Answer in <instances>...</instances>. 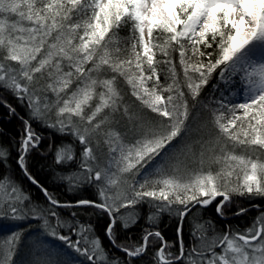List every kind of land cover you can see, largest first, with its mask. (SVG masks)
<instances>
[{"label": "snow or ice", "instance_id": "snow-or-ice-1", "mask_svg": "<svg viewBox=\"0 0 264 264\" xmlns=\"http://www.w3.org/2000/svg\"><path fill=\"white\" fill-rule=\"evenodd\" d=\"M158 65L166 66L165 84ZM213 73L229 93L210 99L201 93ZM0 90L25 109L17 117L23 129L16 164L47 201V207L34 201L14 175H0V220L39 219L44 230L18 261L21 232L2 239L0 264H132L150 236L162 241L157 264H264V212L243 233L210 238L197 236L206 229L190 219L196 243L187 255L183 241L184 218L197 205L215 201L223 216L233 197L264 198V0H0ZM0 105L17 115L3 96ZM34 123L79 142V157L70 144L53 154V163L75 161L78 171L55 175L70 192L95 188V199L62 203L31 174V152L44 139ZM239 146L251 151L238 153ZM10 156L0 144V166ZM207 161L219 167L206 168ZM126 174L140 179L129 183ZM138 204L155 209L148 216L154 224L163 213L178 218L179 255L166 256L172 245L160 231L145 230L139 245L116 244L117 222L126 229L137 219L120 210ZM58 208L106 214L104 234L127 259L110 257L91 223L76 212L62 218Z\"/></svg>", "mask_w": 264, "mask_h": 264}, {"label": "trees", "instance_id": "trees-1", "mask_svg": "<svg viewBox=\"0 0 264 264\" xmlns=\"http://www.w3.org/2000/svg\"><path fill=\"white\" fill-rule=\"evenodd\" d=\"M15 18V17H14ZM128 35L127 30L121 32V36ZM156 59L159 61L163 59L162 55L157 51ZM172 61L173 64L176 66V73L177 78L182 80L183 79V69L182 66L179 64V53L173 52L172 53ZM15 63V62H14ZM146 67V65H145ZM157 70L160 74V82L161 84H165V75H166V66L165 65H158ZM219 69H217V73ZM217 73H213L212 79L209 80V84L204 88L201 93V96L204 93L209 94V98L218 97L220 91L215 89L213 90V85L216 84L219 86V83L222 81L219 80ZM170 82V81H168ZM41 83H43L41 81ZM151 81H149V85H151ZM127 87V86H125ZM51 96V93H49ZM0 96H3L7 99L8 103L11 104L14 108H16L17 115L10 116L8 114L7 109L0 105V144L6 145L11 149V156L7 161L6 165L0 166V175H3L7 172L9 175H14L15 178L21 182L24 188L28 190L31 195V198L36 201L37 203L44 205L47 207V201L43 195V193L39 190L38 187L32 185L24 176L19 167L16 164V159L18 157V153L16 151L17 147H19L18 141L20 139V132L23 129V124L18 116H25V109L24 107L20 106L14 97L7 91L0 90ZM131 100H135L134 97L130 98ZM148 112L147 109L144 110ZM149 115H155L152 113H148ZM33 127L36 129L37 132L42 134L44 139H42L39 149H33L31 152V158L29 160V170L31 174L36 177L40 183L48 189L50 193L54 195V197L59 200L60 202L66 201H75L80 197H86L89 199L96 198V190L93 188L87 187L80 191V194L70 192L67 188V185L63 182H60L55 175L56 171H63L59 167L53 163V154L57 149V146L70 144L73 145L74 140L70 135H61L51 128L42 127L38 123H34ZM216 130L212 129V133L215 134ZM196 136V133H193V137ZM51 145V147H49ZM243 148V146H239ZM249 151L248 149H246ZM77 153L79 151H76ZM211 166L213 169H217L219 166L211 163V161H207L205 167ZM69 167V170H71ZM68 170V169H67ZM72 171V170H71ZM242 182V178L240 179ZM236 203L227 206L224 211L228 215H232L236 213L238 208H251L250 211L241 214L238 218L235 219V223L232 222H225L218 219V216L215 211V207H209L203 209L199 206H196L192 209V212L184 218L183 224V241L185 246V255H187V250L189 247L196 243L193 240L192 235H190L191 225L189 224V220L192 219L196 224H203L206 225L210 229V233L212 231L216 232L217 234L223 235L224 232L231 233V230H238L239 232L243 233L246 229L252 227L251 223L254 221L255 223V214L257 213L255 207L264 204V198H252L248 199L247 197H233ZM255 206V207H254ZM180 207V206H177ZM133 209V208H132ZM139 208H134L133 210L129 211H121V213H125V219L128 218L129 215L136 216L137 210ZM142 218L138 222H136L133 226L128 228L121 227V222H117V227L115 229V238L116 244H125L128 246L139 245L142 243V238L145 235V230L147 231H160L163 237V241L167 242V244H171L172 247L169 249L165 247V254L171 251L175 255H179L180 245L177 240V222L178 218L176 216H169L167 213L164 215H160L158 223H152L149 221L148 216L150 211H155V209H149L147 204H143L140 207ZM56 211L60 214L62 218H70L71 212H76L77 216L81 223L88 224L91 223L94 226V231L97 236L101 238L102 246L105 247V250L108 252L110 257H115L118 260H125L127 259L123 252L120 251L118 247H114L111 242L105 236V228L109 223V218L106 214L94 211L92 209H85V208H58ZM224 213V212H223ZM225 214V213H224ZM218 220L219 222H216ZM53 224L55 223V218H52ZM211 222L213 227H209L208 223ZM245 225L242 227V225ZM230 226V227H229ZM61 234L64 231L59 229ZM203 233V234H202ZM205 235L206 233L201 232L200 235ZM162 241L155 237L150 236L148 240V246L146 249L145 254H143L140 258H134L132 264H157V258L155 253L161 247Z\"/></svg>", "mask_w": 264, "mask_h": 264}, {"label": "rangeland", "instance_id": "rangeland-1", "mask_svg": "<svg viewBox=\"0 0 264 264\" xmlns=\"http://www.w3.org/2000/svg\"><path fill=\"white\" fill-rule=\"evenodd\" d=\"M146 39H147V36H146ZM12 63L14 64V62H12ZM37 76H39V74H37ZM216 90H218V92L219 91L220 92L223 91L226 95L229 93V88H228L227 85L224 84L223 81H222V83L221 82L219 83V86L217 87ZM219 95H220V93H219ZM71 138H72V141L74 140V143L72 145V149H70V150H74L75 155L77 157H79L80 152L82 150V146L72 136H71ZM67 145H69V144H66L64 146H67ZM248 150L251 151L250 149H248ZM76 151H79V152L77 153ZM236 151L239 153V152L242 151V148L237 147ZM243 151H247V150L243 149ZM59 167L61 169H63V171H68L69 167H72L70 169L72 171H74V172L78 171V168H77V165L75 164V161H73L67 167H62L60 165H59ZM192 167L194 168L195 165H192ZM142 174L143 173H141V175ZM126 178L128 179L129 183H134L135 180H139L140 179V176L138 175V176L132 177L131 174H126ZM241 178H242V176L240 177V179ZM232 179H233V183H235L236 182L235 173H234V176H233ZM93 189L96 190L95 188H93ZM74 193L80 194V192H74ZM255 198H258V197H255ZM142 205L143 204H138V205H136L134 207H130L128 209L122 208L120 211L123 210L126 213V211L133 210L134 208H139L138 210L136 209L137 210V215L135 216V217H137V219L135 221V223H136V222H138L140 220V218L143 217L142 214H141V210H140V207ZM161 215H164V213L161 214ZM258 216H260V214H258V215L255 214V216H254L255 219ZM50 222L53 223L52 222V218H50ZM134 224H132L131 226H133ZM204 229H206V231H197V236H200L201 232L206 233L205 235H203L205 238H210L214 234H217L214 231H212V233L209 234L210 229L206 225H204ZM17 231L21 232V237H20L19 245L17 246L16 254L14 255L13 259L18 261V260H20L22 258L26 259L28 257L29 246L34 242V240L37 238V236L39 234L43 233L44 230L42 228V220H39V219H29V220H23V221H14V220H11V219L0 220V242H2V239L7 238L9 235H11L12 233L17 232ZM61 231H64V229H61ZM40 238L46 240L49 244H51L53 246H62V242L56 240L53 237H47V236L41 235ZM73 238L75 239V237H73ZM215 251L216 252H220L221 248L217 247V248H215ZM207 255L210 256L211 254L208 253Z\"/></svg>", "mask_w": 264, "mask_h": 264}, {"label": "flooded vegetation", "instance_id": "flooded-vegetation-1", "mask_svg": "<svg viewBox=\"0 0 264 264\" xmlns=\"http://www.w3.org/2000/svg\"><path fill=\"white\" fill-rule=\"evenodd\" d=\"M218 199H219V198H218ZM230 205H231V204L226 205L225 208H226L227 206H230ZM209 207H215V211H216V204H215V201H214L212 204H210L209 206H207V207H201V208L206 209V208H209ZM254 207H255V206H254ZM225 208H224V209H225ZM224 209H223V212H224L225 214H223V216L219 215V214L216 212V214H217L219 220H222V221H225V222H229V223L232 222V224H233V223H235V222H234L235 219L238 218L239 216H241V215H235V213H233L232 215H228V214L224 211ZM247 209H248V211L251 210V208H247ZM255 209H256V211H257L256 215L261 214V212H264V204L255 207ZM248 211H246V212H248ZM213 219H214V218H213ZM214 220L216 221V219H214ZM255 221H256V219H255ZM216 222H219V221L217 220ZM253 224H254V221L251 223V225H253ZM211 225H212V224H211ZM244 226H245V225L243 224L242 227H244ZM257 226H259V225H257ZM229 227H230V226H229ZM177 264H179V262H177Z\"/></svg>", "mask_w": 264, "mask_h": 264}, {"label": "water", "instance_id": "water-1", "mask_svg": "<svg viewBox=\"0 0 264 264\" xmlns=\"http://www.w3.org/2000/svg\"><path fill=\"white\" fill-rule=\"evenodd\" d=\"M197 206H199V205H197ZM209 206V205H208ZM200 207V206H199Z\"/></svg>", "mask_w": 264, "mask_h": 264}]
</instances>
